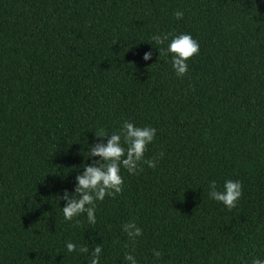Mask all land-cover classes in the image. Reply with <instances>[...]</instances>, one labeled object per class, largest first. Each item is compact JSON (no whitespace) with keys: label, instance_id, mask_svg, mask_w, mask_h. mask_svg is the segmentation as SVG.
<instances>
[{"label":"trees","instance_id":"obj_1","mask_svg":"<svg viewBox=\"0 0 264 264\" xmlns=\"http://www.w3.org/2000/svg\"><path fill=\"white\" fill-rule=\"evenodd\" d=\"M168 33L199 43L183 77L152 39ZM126 119L157 130V166L121 168L95 224L65 220L60 197L103 163L85 157L95 131ZM228 179L231 210L208 196ZM97 245L99 264L264 259V0H0V264H90Z\"/></svg>","mask_w":264,"mask_h":264},{"label":"clouds","instance_id":"obj_2","mask_svg":"<svg viewBox=\"0 0 264 264\" xmlns=\"http://www.w3.org/2000/svg\"><path fill=\"white\" fill-rule=\"evenodd\" d=\"M183 15L184 13L181 11L174 13L177 20L181 19ZM152 39L157 45L167 41L166 49L158 48L159 55L161 51L170 54L171 67L175 75L183 77L188 72L187 61L199 53L198 41L189 33L154 35ZM151 58V51L144 53L145 61ZM156 132L154 127L137 126L127 119L123 121L118 132L108 133L103 129L99 132L95 131L97 138H108L107 143L94 144L87 151V156H84L86 158L101 157L103 163L93 162L91 165H83L84 171L76 177L78 198H73L67 190L60 197L61 200L66 201L62 207L63 218L70 221L74 217L86 214L88 223L95 224L96 201H103L106 195L112 197L122 191L124 181L120 174L121 168L126 169L129 174H136L141 163H146L151 168L157 166L156 159L145 160L144 158L147 146L153 142ZM208 196L231 210L242 196V184L239 180L228 179L224 181L223 189L218 190L216 182L210 181ZM123 227L131 238L139 237L142 234V229L135 223H127ZM65 247L69 253L77 250V245L72 242H67ZM79 252L89 253V248L81 246ZM101 253L100 245L92 248L89 256L90 264H99ZM153 255L158 259L161 252L153 250ZM124 259L129 264H137L136 258L131 254H125ZM251 264H264V259L253 258Z\"/></svg>","mask_w":264,"mask_h":264}]
</instances>
